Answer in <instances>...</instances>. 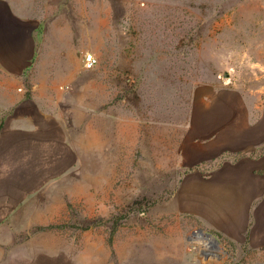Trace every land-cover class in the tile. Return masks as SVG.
I'll return each instance as SVG.
<instances>
[{
    "label": "rangeland",
    "instance_id": "1",
    "mask_svg": "<svg viewBox=\"0 0 264 264\" xmlns=\"http://www.w3.org/2000/svg\"><path fill=\"white\" fill-rule=\"evenodd\" d=\"M12 2L40 23L44 65L75 71L58 76L74 154L12 219L9 264H36L42 233L81 258L264 264L227 215L230 170L264 178V0Z\"/></svg>",
    "mask_w": 264,
    "mask_h": 264
},
{
    "label": "crops",
    "instance_id": "2",
    "mask_svg": "<svg viewBox=\"0 0 264 264\" xmlns=\"http://www.w3.org/2000/svg\"><path fill=\"white\" fill-rule=\"evenodd\" d=\"M41 35L37 19L17 10L12 0H0V264L12 259L18 231L12 219L28 214L35 192L66 169L74 154L60 111L65 80L58 76L68 80L75 70L44 65ZM243 171L230 170L227 176L228 225L241 235L251 224L249 247L262 250L264 178ZM35 244L36 264H188L161 257L107 258L102 251L99 258L75 257L56 248L44 233L37 235Z\"/></svg>",
    "mask_w": 264,
    "mask_h": 264
},
{
    "label": "built area",
    "instance_id": "3",
    "mask_svg": "<svg viewBox=\"0 0 264 264\" xmlns=\"http://www.w3.org/2000/svg\"><path fill=\"white\" fill-rule=\"evenodd\" d=\"M97 65V58L93 54H89L84 59V68L86 70H93ZM190 239L197 245V251L203 253L206 258L208 257L218 261L223 259L224 250L220 242L215 236L203 235L193 232Z\"/></svg>",
    "mask_w": 264,
    "mask_h": 264
},
{
    "label": "water",
    "instance_id": "4",
    "mask_svg": "<svg viewBox=\"0 0 264 264\" xmlns=\"http://www.w3.org/2000/svg\"><path fill=\"white\" fill-rule=\"evenodd\" d=\"M226 76H228V74H226Z\"/></svg>",
    "mask_w": 264,
    "mask_h": 264
}]
</instances>
